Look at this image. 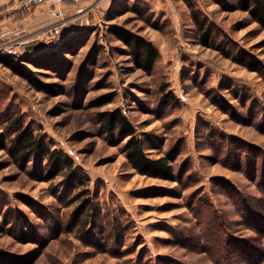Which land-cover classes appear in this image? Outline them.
I'll return each instance as SVG.
<instances>
[{
    "label": "rangeland",
    "instance_id": "obj_1",
    "mask_svg": "<svg viewBox=\"0 0 264 264\" xmlns=\"http://www.w3.org/2000/svg\"><path fill=\"white\" fill-rule=\"evenodd\" d=\"M91 1L48 8L47 25L26 29L35 37L43 33L58 21L51 15L56 7L63 11L60 34L52 42L35 38L14 54L43 81L58 84L56 92L32 87L0 62V132L9 137L7 149H0V248L25 252L35 245L4 221L2 213L12 208L47 241L35 264H216L205 245L221 230L235 238L257 235L231 196L234 189L261 196L248 172L253 166L240 148L228 157L226 147L240 139L252 146L251 157L264 151V77L230 55L245 49L264 63V27L238 0H193L214 27L206 45L185 0ZM112 27L155 45L152 73L136 66ZM162 85L178 97L176 105L159 104ZM108 93H114L111 101L96 103ZM115 108L133 123L151 157L180 147L173 178L138 173L123 152L125 140L101 130L96 114ZM24 131L67 153L79 176L49 179L42 154L16 162ZM79 177L84 184L76 183ZM19 194L38 201L58 229ZM88 195L92 216L77 220Z\"/></svg>",
    "mask_w": 264,
    "mask_h": 264
},
{
    "label": "trees",
    "instance_id": "obj_2",
    "mask_svg": "<svg viewBox=\"0 0 264 264\" xmlns=\"http://www.w3.org/2000/svg\"><path fill=\"white\" fill-rule=\"evenodd\" d=\"M31 0H20L21 4L26 3V7L22 12L9 14L10 8L14 5H6L0 12V17H11L15 15V19L21 18L30 14L43 0L30 2ZM69 1L70 0H65ZM72 3L76 1H71ZM191 9L192 15L201 32V41L204 44H210L213 38L214 27L205 18L200 16L199 11L193 0H185ZM237 5L240 9L248 11L251 18L264 27V0H238ZM111 32L114 33L127 47L128 52L136 64L148 74L152 73L156 62L159 58V51L155 45L148 39L123 28L112 27ZM234 60L240 62L250 69L256 70L264 77V63L245 49H237L236 53L230 52ZM0 62L11 69L15 74L20 75L28 83L41 91L54 93L58 90L59 85L43 81L37 71L31 68L26 59L17 58L15 55L2 53L0 54ZM114 93H108L96 100L97 104H105L111 101ZM178 97L171 90L167 89L166 85L161 87V96L159 104L167 106L169 104H177ZM96 119L102 131L108 136L114 138L118 142L125 140L123 144V152L130 162L131 166L140 174L156 178H173L174 166L172 160L177 157L180 152V147L170 149L164 156L151 157L143 147L142 138L137 135L136 128L128 119L121 108L99 111L96 114ZM25 136L21 138L15 145L14 158L16 162L23 161L28 163L32 160L35 154H42L44 162L46 161L47 176L49 179L58 175L67 173L68 177L76 178L78 168L74 164L73 159L61 150H51L47 144L42 142L39 136L33 135V132H25ZM224 141V138H220ZM9 137L4 132H0V149H7ZM226 155L232 157L236 147L240 148L245 158V164L253 166L248 172L252 179L257 182V186L261 192L259 197H248L245 194H240L234 189V194L231 195L238 201L242 207V214L247 222H253L252 226L257 235L255 237L235 238L227 231L221 230L218 237L207 241L205 248H209L210 255L216 264H260L264 261V151H256L255 156L251 157L252 146H248L240 139L227 141ZM259 166L256 169L254 163ZM76 183L84 184L81 177L77 178ZM83 195L88 194V190L83 191ZM20 200L24 202L32 211H34L49 228H57V223H52L46 213L39 210L40 203L33 198L19 194ZM89 195L84 200L83 204L78 207L77 220L85 218L87 213L91 215L88 209L91 206ZM92 216V215H91ZM2 217L10 228L18 233L20 240L34 243V247L25 252H13L7 249L0 248V264H35L43 253L47 241L44 240L40 233L37 224H34L30 218L21 210L7 208ZM82 222V221H81ZM58 229V228H57ZM54 230L57 234L58 230ZM210 245V246H209ZM209 246V247H208ZM218 248V249H217ZM217 249L216 251H213Z\"/></svg>",
    "mask_w": 264,
    "mask_h": 264
},
{
    "label": "crops",
    "instance_id": "obj_3",
    "mask_svg": "<svg viewBox=\"0 0 264 264\" xmlns=\"http://www.w3.org/2000/svg\"><path fill=\"white\" fill-rule=\"evenodd\" d=\"M35 1H38V0H33V2H35ZM71 1L72 0H70V2L63 0L59 4L67 5L70 8H77L79 6L86 7V3L90 4L92 2L91 0H73V1H76L74 3H72ZM30 2H32V0ZM9 4L14 5L12 8H10V12H8L9 14H12L15 12L20 13V12H22L23 8L26 7V5H27L26 3L21 4L20 0H0V12L6 5H9ZM56 4H58V3L55 0H43L42 2H40L37 5V7L35 9H33L34 12L33 13L31 12L32 14L30 13V14L23 16L21 18H18V19H15V15H12L11 17H7V16L0 17V28L2 30L9 29V28H15V27H13L15 24L16 25L18 24L20 27L22 25L24 27H26V24H29L30 28H33L35 26H39V25H41L47 21V15H46L45 11L48 8H51L52 6H54ZM40 11H42V12H40ZM47 23L48 22H46L45 25H47Z\"/></svg>",
    "mask_w": 264,
    "mask_h": 264
},
{
    "label": "built area",
    "instance_id": "obj_4",
    "mask_svg": "<svg viewBox=\"0 0 264 264\" xmlns=\"http://www.w3.org/2000/svg\"><path fill=\"white\" fill-rule=\"evenodd\" d=\"M57 3L62 0H55ZM51 15L59 18L58 21L54 22L46 30L43 31L40 35L36 37L31 35L26 27H15L5 30H0V52L8 53L14 55L17 53L18 48L25 47L27 43H30L35 40V38L42 37L46 41L52 42L60 34L61 29L63 28V11L60 8L51 9Z\"/></svg>",
    "mask_w": 264,
    "mask_h": 264
}]
</instances>
